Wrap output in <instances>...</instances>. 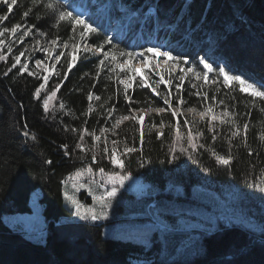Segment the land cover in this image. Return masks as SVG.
<instances>
[{
	"label": "trees",
	"instance_id": "16d2710c",
	"mask_svg": "<svg viewBox=\"0 0 264 264\" xmlns=\"http://www.w3.org/2000/svg\"><path fill=\"white\" fill-rule=\"evenodd\" d=\"M60 3L65 7L73 6L68 7L70 11L77 12V8H81L86 13L85 17L91 16L90 22L100 27L103 35L112 36L113 45L121 49L137 51L154 44L161 45L165 50L174 48V55H187L193 61L201 56L210 57L219 61L226 70L231 69L232 74L247 79L252 76L255 78L252 81L264 82V0H60ZM18 5L14 6V13L3 27H11L17 22L36 24L35 35L39 38L40 31H46L49 37L56 33L67 39L70 34L67 23L56 26L42 8L22 20V12L32 5L30 0H18ZM49 37L41 39L46 41ZM99 39L102 36H93L88 43ZM14 53L17 52L12 55ZM11 60L10 56L7 63L0 61V264H131V257L136 254L161 250V240L148 246L131 238L108 235L107 224L115 220L102 222L65 218L73 215L74 209L64 198L62 181L87 162L79 159V150H74L78 133L65 131V126L88 127L89 131L104 126L102 116L94 113L87 117L85 125L83 115L88 104L86 95L94 82L97 58L81 54L69 78L50 101L48 112H44L42 107L45 94L42 92L40 101L33 96L42 80L27 73L18 74L15 69L7 77L4 76ZM199 67L202 69L203 65ZM213 75L210 74V79ZM57 82V77L52 75L49 90ZM164 87L162 85L160 90L163 91ZM233 88L222 89V92L236 97L239 111L251 110L249 142L260 151L259 157L248 156L246 149L237 146L239 141L234 140L231 154L236 159L230 167L216 163L211 153L204 149L191 158L180 156L173 163L168 156L170 130L165 129L166 136L161 141L155 133L148 135L146 127L144 155L151 159V163L146 162L144 167H140L139 156L133 155L126 161L132 175L157 188L159 196L173 197L175 193L171 188L180 187L186 194L180 197L187 199L192 196L196 204L203 202L193 195L194 190L205 183L213 188L221 184H235L246 194L255 193L256 189L250 187L248 181L264 176L261 170L264 169L261 163L264 161V147H260L256 139L259 131L264 130V113L259 111V104L256 108L249 105L246 109L245 104L250 98L239 91V85H233ZM185 89L188 104L184 107L197 105L198 98L188 96L187 82ZM92 90L101 96L100 103H103L113 94L115 80H109L105 71ZM130 94L134 101L139 102L133 103L132 107H144L149 100L153 106H164L161 98L151 93L150 89L137 87L134 92L130 90ZM61 101L64 109L59 107ZM93 103L97 111L102 110L97 102ZM112 103H116L119 112L126 113L127 105L122 95L118 103L115 99ZM69 111L71 115L67 114ZM174 119L165 115L166 123ZM156 120L158 123L159 117ZM148 123L146 118V126ZM23 124H27L30 132L36 133V141L22 135ZM120 132L121 138L127 135L130 140L136 135L138 145V133L132 124L125 122ZM225 135L222 133L217 141L212 142L210 134L205 131L203 143L211 145L220 154H228L230 146ZM86 139L89 144L92 143L89 138ZM64 143L72 151L71 158L65 156L60 147ZM48 159L53 161L52 165L45 163ZM253 163L256 164L255 169L251 167ZM100 166L106 171L112 167L107 161ZM37 189L41 190V203L47 220L43 243L27 239L3 219L5 214L30 212V198ZM126 193L123 192L124 197L133 198L131 213H144L152 196L146 195L136 201L134 194ZM84 194L80 196L83 198ZM249 206L255 208L254 215L264 226L263 206L254 203ZM187 233L168 234L179 237ZM261 236L264 237V232ZM257 237L248 228L220 221L216 230L201 234L199 252L172 261L157 258L150 264H264V243H253Z\"/></svg>",
	"mask_w": 264,
	"mask_h": 264
},
{
	"label": "snow or ice",
	"instance_id": "6c2138e0",
	"mask_svg": "<svg viewBox=\"0 0 264 264\" xmlns=\"http://www.w3.org/2000/svg\"><path fill=\"white\" fill-rule=\"evenodd\" d=\"M30 3L32 6L22 12V20L29 18L34 10L42 8L48 17L55 21L56 26L67 23L70 34L65 39L56 33H52L49 37V32L40 31L41 38L49 37L42 43L41 39H35L36 24L27 25L17 22L11 27H3L14 13V6L19 5L18 0H0V61L7 63L9 57H12L10 66L4 72L5 77L15 69L18 74L27 73L42 80L35 88L33 96L40 101L42 92L45 94L42 100L44 112L50 110V101L57 96L63 82L69 78V73L76 67L81 54L96 57L98 60L94 82L86 95L88 104L83 115L86 118L85 125L87 117L96 113L104 118V126L91 131L88 127L65 126V131L78 133L74 150H79L81 153L79 157L81 161H87L62 181L64 198L73 206L74 216L91 221L108 219L117 194L125 183L132 179V172L128 170L126 161L137 155L140 167H144L146 162L151 163V159L144 155L146 127L148 135L155 133L156 138L161 141L166 136L165 129L170 130L168 156L173 163L179 160L180 156L187 155L191 158L204 149L211 153L216 163L230 167L236 159L231 154L234 140L239 141L237 146L246 149L248 156L261 155L260 151L253 148L249 142L251 110L239 111V101L236 97L230 96L228 92H222V89L234 90L233 85H239V91L246 93L250 98L245 108L248 109L249 105L251 108H256L259 104L261 105L259 111L264 113V90H262L264 82L257 86L256 83L251 82L255 79L252 76L245 79L241 75H231V69L226 70L219 61L211 60L210 57L201 56L193 61L187 55H174L176 51L174 48L164 50L162 47L150 46L143 48L142 51L121 49L118 45H113L112 36L103 35L101 28L90 22L91 16L86 18L83 12L68 10L71 5L65 7L60 0H30ZM6 36L14 39L6 42L4 39ZM93 36H102V39L88 43ZM29 37L32 38V43L26 46L25 41ZM17 43L22 49H18L17 54L12 55L13 45ZM37 52L46 53V57L34 59V53ZM156 55L164 57V60L162 62L155 60ZM33 60L34 70L30 69ZM57 65H60L59 69ZM199 65H203V68L201 69ZM105 71L109 80H115V90L103 103H100L101 96L92 89H95L101 74ZM53 73L58 82L49 90V81ZM212 73L214 75L210 79ZM186 82L189 98L197 97L198 104L185 108L184 106L188 104V100L185 99ZM162 85L165 86L163 91L160 90ZM105 87L107 88V85ZM137 87L150 89L151 93L161 98L164 106H153V102L149 100L145 102L144 107H132L133 103L139 102L133 100L130 90L134 92ZM121 95L127 105L126 113L119 112L116 103H112L114 99L118 103ZM93 102H97L102 110L97 111ZM59 107L65 108L62 101ZM67 114L72 113L69 111ZM165 115L175 119L166 123ZM157 117H159L158 123ZM146 118L149 121L147 126ZM125 122L135 127V132L138 133V145L136 135H133L131 140L127 135L121 138L120 130ZM21 131L24 137H30L32 141L37 140L36 133L30 132L27 124L22 125ZM205 131L210 134L212 142L217 141L222 133H226L224 138L230 146L229 153L220 154L211 145L203 143ZM86 137L92 141L91 144ZM256 139L259 146L264 147V130L259 131ZM60 147L64 150V155L71 158L72 151L69 150V145L64 143ZM104 161L112 166L110 170L106 171L105 167L100 166ZM45 163L52 165L53 161L48 159ZM261 163L264 164V161ZM251 167L255 169L256 164H251ZM248 183L250 187L264 193V176L259 179L253 177ZM69 184L73 190L72 194L69 193ZM81 189L87 190V196H90L92 203H84L77 197L75 193Z\"/></svg>",
	"mask_w": 264,
	"mask_h": 264
},
{
	"label": "rangeland",
	"instance_id": "374dc122",
	"mask_svg": "<svg viewBox=\"0 0 264 264\" xmlns=\"http://www.w3.org/2000/svg\"><path fill=\"white\" fill-rule=\"evenodd\" d=\"M77 12H83L86 15L81 8H77ZM4 39L8 42L14 38L6 36ZM35 39L41 38L35 35ZM41 41L42 43L45 42L42 39ZM31 43L32 38H26L25 45L30 46ZM153 46L162 47L156 44ZM21 47L18 43L14 44L13 52H17ZM45 57L46 53H34V59ZM154 59L162 62L164 57L156 55ZM169 62L171 63V61ZM59 68L60 65H57V69ZM30 69L34 70V60L30 63ZM52 75H55V73ZM251 82L256 83L257 86L260 85V82ZM68 188L69 193L72 194L71 184L68 185ZM171 190H173L175 196H159L157 188L148 182H143L140 177L132 175V179L125 183V186L120 189L113 201L108 219L100 220L102 222L115 220L107 224L106 233L108 235L131 238L148 246H151L157 240L162 241L161 250L153 249L151 252L136 254L131 257V264H150L157 258L163 257L166 258V261H172L199 252L201 250V234L216 230L220 221L226 224H238L255 232L259 238L262 237L264 226L254 215L255 208L249 206L250 203L261 204L264 212V193H261L258 189L255 193L246 194L235 184H221L218 188H213L205 183L197 186L193 194L203 202L202 204H196L191 199L192 196L187 199L181 198L186 194L180 187L171 188ZM124 191L127 192L126 194H134L136 201L146 195L152 196L148 199L149 203L144 213H131L133 198L131 196L124 197ZM83 192L85 194L82 198L80 194ZM75 194L82 202L92 203L90 196H87L86 189H81ZM30 206V212L5 214L3 219L11 228L22 232L27 239L43 243L46 238L47 221H45L46 218L42 211L44 207L41 203L40 189L32 193ZM65 218L67 220H83L74 215ZM160 225H163V227H160ZM169 232L188 233L175 237L174 234L169 235Z\"/></svg>",
	"mask_w": 264,
	"mask_h": 264
},
{
	"label": "water",
	"instance_id": "95a60500",
	"mask_svg": "<svg viewBox=\"0 0 264 264\" xmlns=\"http://www.w3.org/2000/svg\"><path fill=\"white\" fill-rule=\"evenodd\" d=\"M257 241H261L262 243H264V238L263 237H258V238H256L255 240H254V242L253 243H255V242H257ZM253 245V244H252ZM243 250H245V248L243 249Z\"/></svg>",
	"mask_w": 264,
	"mask_h": 264
},
{
	"label": "bare ground",
	"instance_id": "6f19581e",
	"mask_svg": "<svg viewBox=\"0 0 264 264\" xmlns=\"http://www.w3.org/2000/svg\"><path fill=\"white\" fill-rule=\"evenodd\" d=\"M64 3V2H63ZM68 5V4H67ZM73 7V6H72ZM74 9V8H73ZM34 193V192H33ZM43 211V210H42ZM45 221H47V220H45ZM257 243V242H256Z\"/></svg>",
	"mask_w": 264,
	"mask_h": 264
}]
</instances>
